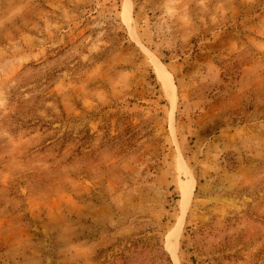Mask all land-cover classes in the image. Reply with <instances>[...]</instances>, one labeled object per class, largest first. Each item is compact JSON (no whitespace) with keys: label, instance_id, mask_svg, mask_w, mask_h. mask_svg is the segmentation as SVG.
Listing matches in <instances>:
<instances>
[{"label":"rangeland","instance_id":"rangeland-1","mask_svg":"<svg viewBox=\"0 0 264 264\" xmlns=\"http://www.w3.org/2000/svg\"><path fill=\"white\" fill-rule=\"evenodd\" d=\"M0 264H264V0H0Z\"/></svg>","mask_w":264,"mask_h":264},{"label":"bare ground","instance_id":"bare-ground-1","mask_svg":"<svg viewBox=\"0 0 264 264\" xmlns=\"http://www.w3.org/2000/svg\"><path fill=\"white\" fill-rule=\"evenodd\" d=\"M124 17H125L126 20L129 19L128 10H127L126 7L124 8ZM163 69H164L163 66L161 64H159L158 72H159L161 77H163V75H162V73H163L162 70ZM163 81H164L166 89L168 91H173L174 92L175 86H174L172 77L170 75H167V77L163 78ZM193 188H194L193 178L189 174V177H188L187 181L185 182V185H184V187L182 189V193H183L182 210H183V212H185L188 209V207H189V204H190V201H191V196H192V193H193ZM179 229H180V227H179ZM169 246L172 249L175 248L173 239L170 240V245Z\"/></svg>","mask_w":264,"mask_h":264}]
</instances>
